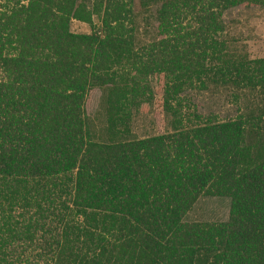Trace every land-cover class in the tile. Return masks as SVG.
<instances>
[{"label":"trees","instance_id":"16d2710c","mask_svg":"<svg viewBox=\"0 0 264 264\" xmlns=\"http://www.w3.org/2000/svg\"><path fill=\"white\" fill-rule=\"evenodd\" d=\"M132 2L0 0V264H264V106L219 120L182 95L264 92V57L220 19L264 0H138L155 5L144 43ZM149 74L162 75L168 130L135 137ZM93 88L97 132L84 112ZM204 196L227 198V218L183 221Z\"/></svg>","mask_w":264,"mask_h":264},{"label":"rangeland","instance_id":"374dc122","mask_svg":"<svg viewBox=\"0 0 264 264\" xmlns=\"http://www.w3.org/2000/svg\"><path fill=\"white\" fill-rule=\"evenodd\" d=\"M136 39L140 43L149 41L155 35L152 17L155 5L141 10L138 0H132ZM225 29L224 35L235 45L243 46L250 58L264 57V8L241 4L227 9L220 16ZM97 26L96 19H93ZM74 33H88L89 26L75 20L69 23ZM162 75L149 74L139 83L138 95L133 99L130 110L129 129L135 137L160 134L168 130L167 118L161 108ZM227 87L209 86L206 90L188 89L183 92L185 100L201 115L214 114L219 120L233 118L247 101L264 106L263 93L240 92L233 100ZM84 112L90 128L95 132L105 125L101 91L93 88L84 101ZM228 213V199L224 197H199L183 217V221H224Z\"/></svg>","mask_w":264,"mask_h":264}]
</instances>
